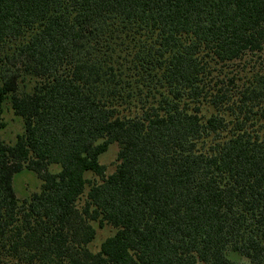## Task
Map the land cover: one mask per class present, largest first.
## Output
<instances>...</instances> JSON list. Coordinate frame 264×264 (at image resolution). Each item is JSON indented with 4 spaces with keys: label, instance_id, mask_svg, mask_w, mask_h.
Wrapping results in <instances>:
<instances>
[{
    "label": "trees",
    "instance_id": "16d2710c",
    "mask_svg": "<svg viewBox=\"0 0 264 264\" xmlns=\"http://www.w3.org/2000/svg\"><path fill=\"white\" fill-rule=\"evenodd\" d=\"M0 264H264V0H0Z\"/></svg>",
    "mask_w": 264,
    "mask_h": 264
},
{
    "label": "rangeland",
    "instance_id": "374dc122",
    "mask_svg": "<svg viewBox=\"0 0 264 264\" xmlns=\"http://www.w3.org/2000/svg\"><path fill=\"white\" fill-rule=\"evenodd\" d=\"M5 120L7 121L6 128L2 131V136L7 141L15 140L18 133L23 131V121L21 118L17 117L9 105H6ZM118 144H111L108 150L103 153L100 157V160L103 164L106 165L107 174L112 173L118 164ZM52 171H58L59 167L52 165L50 167ZM89 178H95L91 173L87 174ZM41 180L32 172L24 171L21 174H18L15 178V188L17 194L20 198L27 197L31 192L36 191L40 188ZM95 239L90 243V248L94 251H97L100 248L101 243L110 235L115 232V228L110 225L104 227H98Z\"/></svg>",
    "mask_w": 264,
    "mask_h": 264
}]
</instances>
